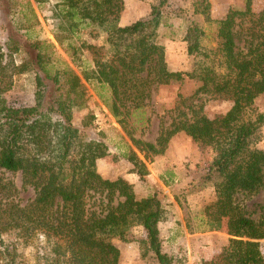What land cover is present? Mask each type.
<instances>
[{
  "label": "trees",
  "instance_id": "trees-1",
  "mask_svg": "<svg viewBox=\"0 0 264 264\" xmlns=\"http://www.w3.org/2000/svg\"><path fill=\"white\" fill-rule=\"evenodd\" d=\"M252 1L245 0L244 8L230 9L214 21L217 43L213 48L203 45L204 27L197 20L187 22L182 39L195 63L194 70L186 73L169 69L165 48L157 41V31L164 24L160 7L119 26L124 0H59L54 18L61 35L56 32L54 38L62 48L67 42L72 59L79 29H90L91 34L98 30L105 37L102 46L82 43L91 55L82 79L71 70L49 72L53 47L33 37V25L23 16L25 23L19 26L23 33L18 35L23 43L0 46V171L20 174L22 188H31L34 197L21 205L14 183L0 180V264H14L16 250L3 240L11 232L24 238L41 233L48 241L55 240L52 264H119L114 239L136 241L140 256H150L156 264L177 263L163 253L159 236L164 196L154 191L137 198L124 179L103 178L97 161L108 156L107 147L85 140L73 124L74 112L86 106L84 83L88 82L104 91L98 97L129 139L123 157L132 166L130 173L140 180L148 175L146 162L163 156L180 133L215 153L205 176L216 179L215 201L204 207L198 220L204 225L202 231L225 227L229 239L216 258L202 264H264L260 248L264 216L252 218L238 200V195L254 196L264 190V151L250 146V138L264 124V111L254 106L264 95V9L253 13ZM32 2L42 5L49 0ZM201 5L199 15L212 22L207 0ZM27 6L35 24L30 2ZM197 12L195 8L193 14ZM18 48L33 57L17 65L13 56ZM29 72L34 74V105L14 107L5 94L16 75ZM185 78L197 83L193 94L177 96L167 113L169 122L160 119L153 142L137 138L135 132L149 121L154 89ZM201 97L232 105L225 114L208 118L203 103H195ZM92 118L83 119V129ZM134 227H141L145 236L135 240L129 234Z\"/></svg>",
  "mask_w": 264,
  "mask_h": 264
},
{
  "label": "rangeland",
  "instance_id": "rangeland-1",
  "mask_svg": "<svg viewBox=\"0 0 264 264\" xmlns=\"http://www.w3.org/2000/svg\"><path fill=\"white\" fill-rule=\"evenodd\" d=\"M202 1L167 0L164 2V0H157L155 3L154 7H160L163 16L162 38L172 39L173 42V44H169L171 61L179 58L182 52L180 44L187 22L190 20L202 22V16L199 15L203 10ZM219 1L224 2V0ZM225 1L227 4L225 7L216 3L212 7L210 0H207L210 6L209 14L211 13V7L217 17L221 16L225 10L227 13L230 9L244 8L245 0ZM28 2H30L37 17L35 24H33L34 21H32V16L27 6ZM57 2L59 0H49L46 4L35 5L32 0H12L11 2L1 0L0 46L5 43L9 44V42L13 45L17 40H19L18 43H23L22 39H18V35L23 33V31L20 32L19 26L25 23L23 16L26 15L30 24L33 25L31 33L33 37L49 43L53 47L51 62L47 66L49 72L54 74L64 69L71 70L82 79L83 68L88 66L91 60L89 52L83 46L81 47L82 43L102 46L105 37L98 30L93 31L91 34L90 29H79L75 36L77 52L72 59L69 53L66 52L65 46L67 42L64 43V48H62L56 43L54 38L58 25V21L54 18V11H56L54 7ZM161 4L163 5L161 6ZM195 8L198 9V12L194 15ZM251 8L253 13L260 12L264 9V0H253ZM214 21L203 23L205 29L203 45L206 48H213L217 43L215 38L216 24ZM57 34L60 33L57 32ZM1 51L6 53L7 50L3 47ZM13 57L15 63L19 65L29 61L33 55L25 54L20 49ZM194 63L195 59L192 57L188 56L185 58L181 66L187 69L181 72H192ZM169 69L173 72H179L174 71L171 67ZM84 84L86 86V106L74 112L73 124L80 130L81 136L85 140L93 139L107 147L108 156L98 161L97 169L100 175L109 180L124 179L132 185L137 198H145L154 191H158L164 196L162 203L165 216L160 223L159 236L163 253L174 258L177 261L176 264H202L203 262H209L210 258H216L226 248L228 243L229 236L225 227L219 231L209 229L202 231L204 225H200L198 220L203 217L204 207L215 201L213 184L216 179L213 178L209 181L205 177L215 157L213 150L200 147L183 133H180L172 139L170 158L163 155L155 157L152 162H146L148 175L144 180H140L136 174L130 178L128 174L132 166L125 161L123 154L128 150L131 143L110 115L103 101L99 99L98 94H104V91L93 83ZM196 87V82L185 78L182 82H172L169 85L154 89L150 110L148 109L149 112L147 114L149 121L140 126L135 132L136 137L145 142H153L158 134L160 119L164 117L169 122L167 113L174 108L177 96L180 94L183 98H188L193 94ZM35 90L34 74L29 72L16 75L13 78L11 88L5 94V98L14 107L33 106ZM195 103H203V113L208 118L225 114L232 105L230 101L211 100L207 97H201L200 100H195ZM254 106L258 111H264V95L255 101ZM87 115L93 118L90 126L83 129L82 121ZM250 146L253 149L264 151V124L250 138ZM182 150L186 151L184 160L181 159ZM139 157L144 160L142 156ZM175 158L178 160H175ZM0 180L14 183L19 191L16 200L21 205H24L34 197V191L31 188H22L20 174L0 171ZM131 181H134L133 184ZM238 200L244 205L247 213L252 218L259 219L261 215L264 216V190L254 196L238 195ZM129 234L135 240L145 236V232L141 227L131 228ZM189 239L193 240L194 244L189 243ZM3 240L7 246L16 250L14 264H52L53 262L51 247L55 240L48 241L41 233H37L30 238H24L16 232H11L5 234ZM113 243L122 249L119 264H156L152 257L142 258L140 256L139 244L136 241L123 243L118 239H114ZM260 248L264 254V241L260 242ZM206 250L208 251L206 256L203 252H200Z\"/></svg>",
  "mask_w": 264,
  "mask_h": 264
},
{
  "label": "crops",
  "instance_id": "crops-1",
  "mask_svg": "<svg viewBox=\"0 0 264 264\" xmlns=\"http://www.w3.org/2000/svg\"><path fill=\"white\" fill-rule=\"evenodd\" d=\"M156 2H157V0H124V9L121 12L120 17H119V26H126V25H129L131 23H134L140 19L147 17L150 14L151 9H152V7H154ZM210 3L212 4V7H213L214 3L220 4L223 7H225L227 5L225 0H224V2H221L219 0H210ZM212 7H211L210 19L213 21L214 20L215 21L220 20L227 14L226 10H225V12H223L221 14V16L217 17L215 15L214 9H212ZM201 20H202V22L200 24L203 26L204 20H203V18H201ZM162 31H163V28L161 26V27H159V29L157 31V41L159 44H161L165 48V58H166V62H167L168 67L169 68L171 67L174 71H179V72L185 71L187 68L182 67L181 63L183 61H185V58L188 57L187 52H186V43L182 39V42L180 44L182 52L179 55V58H176L175 60L171 61V59L169 57V46H170L169 44H171V43L173 44V42H172V39L167 40V39L162 38V35H163ZM171 143H173V140H171V142L168 146V149L166 150V152L164 154L165 157H167V158H170V149H171L170 147L172 146ZM182 151H183V153H181L182 154L181 159L184 160L185 159L184 154H186V151L185 150H182ZM100 160H102V159H99L98 161H100ZM175 160H178V159L175 158ZM98 161H97V166H98ZM128 175L130 178H132L134 176V174L130 173V172ZM157 181L160 183V181L158 179H157ZM131 182L133 184L134 181H131ZM161 185H163V184H161ZM158 228H159V233H160V223L158 225ZM189 243L194 244V241L189 239ZM190 247H191V245H190ZM119 251H120V254L122 255V249L119 248ZM200 252H203L205 256L208 254V253H206V252H208L207 250L206 251H200ZM211 259L212 258H210V260Z\"/></svg>",
  "mask_w": 264,
  "mask_h": 264
}]
</instances>
